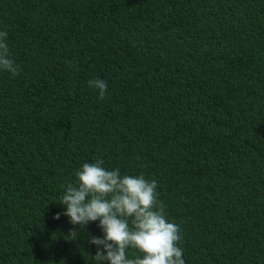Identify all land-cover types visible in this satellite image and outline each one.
I'll list each match as a JSON object with an SVG mask.
<instances>
[{
  "label": "trees",
  "instance_id": "16d2710c",
  "mask_svg": "<svg viewBox=\"0 0 264 264\" xmlns=\"http://www.w3.org/2000/svg\"><path fill=\"white\" fill-rule=\"evenodd\" d=\"M0 31V264H99L60 204L98 159L156 181L185 264H264V0H0Z\"/></svg>",
  "mask_w": 264,
  "mask_h": 264
},
{
  "label": "clouds",
  "instance_id": "9594fccd",
  "mask_svg": "<svg viewBox=\"0 0 264 264\" xmlns=\"http://www.w3.org/2000/svg\"><path fill=\"white\" fill-rule=\"evenodd\" d=\"M7 36V31H0V72L15 78L21 69L11 57ZM88 86L98 90L99 99L107 94V82L100 78L90 79ZM103 164L99 159L84 163L76 171L77 183L66 186L60 203L72 225L99 221L103 237L89 240L97 246L94 259L99 264H185L180 226L167 219L156 181L121 175L119 168L107 170ZM59 218L57 213L54 219ZM130 249L140 255L129 258Z\"/></svg>",
  "mask_w": 264,
  "mask_h": 264
}]
</instances>
